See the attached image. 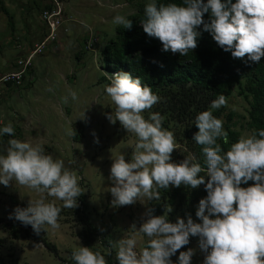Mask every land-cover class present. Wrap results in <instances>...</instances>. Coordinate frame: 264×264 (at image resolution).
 Wrapping results in <instances>:
<instances>
[{
    "label": "clouds",
    "instance_id": "obj_1",
    "mask_svg": "<svg viewBox=\"0 0 264 264\" xmlns=\"http://www.w3.org/2000/svg\"><path fill=\"white\" fill-rule=\"evenodd\" d=\"M209 20H204V15ZM113 22L132 27V21L117 15ZM143 31L157 38L164 51L186 56L197 47V29L203 25L215 42L233 58H244L260 62L264 57V0H183L182 4L168 3L157 6L155 2L145 5L144 17L140 21ZM109 75V74H108ZM110 84L106 93L115 104V116L107 119L115 124L118 120L127 132L138 138L130 162L124 154L113 158L109 191L113 207L133 205L141 197L159 200L157 188L167 189L170 185L190 188L205 185L206 197L199 201L194 222L191 215L177 217L170 222L167 214L153 215L146 212V219L139 229L132 228L147 237L146 246L137 251L135 237L122 238L116 248L118 264H173L171 257L190 242V236L198 237L200 250L205 254L203 264H264V129H254L241 135L224 152L217 143L227 132L223 121L211 110L197 114L198 128L193 140L203 146L206 175L201 164L193 162L189 154L179 163L172 161L175 146L174 133L162 127L163 117L151 113L148 119L142 115L159 101L152 89L133 78L128 72L119 71L109 75ZM73 100L76 93H70ZM67 98H65V102ZM226 104V98L219 95L211 102L210 109ZM14 136L9 123L0 128V136ZM15 181L40 193L63 202L64 208L77 206L82 194L77 176L65 166L63 160L45 154L40 144L10 139L6 149L0 148V184L9 186ZM253 183L248 187L242 184ZM168 213L171 207L165 206ZM61 208L46 203L44 198L31 200L26 208L16 207L9 215L25 226L30 225L39 235L45 225L58 227ZM194 250L180 251L177 264H191ZM76 264H107L99 251L80 246L73 251Z\"/></svg>",
    "mask_w": 264,
    "mask_h": 264
},
{
    "label": "rangeland",
    "instance_id": "obj_2",
    "mask_svg": "<svg viewBox=\"0 0 264 264\" xmlns=\"http://www.w3.org/2000/svg\"><path fill=\"white\" fill-rule=\"evenodd\" d=\"M34 1L6 0L5 5L11 9V18L0 8V55L4 53L10 58L11 49L17 46V43H23L19 30L40 32V10L35 7ZM62 1L65 7L64 15L68 21V31L64 33L71 36L72 41L63 43V49L58 51V54L51 51L57 45L53 43L46 48L45 55L35 57V81L33 84L28 83L30 88L34 87L30 92L31 102L36 106L38 117L41 115V102L52 95V114L48 111L47 116H44L46 121H43L45 127H51L53 132L52 142L47 144V153L54 159H66L74 165L78 156V170L73 169L72 172L77 176L82 190L80 196L84 198L85 215L97 228L95 243L91 249L94 252L99 251L106 262L110 257L112 264H118L116 248L113 247L118 240L135 237L137 251L146 246L147 237L132 228V225L135 224L139 229L146 219V212L151 210L153 201L151 203L147 197H141L140 201L133 205L113 207L111 204L113 197L109 189L114 185L109 177L113 158L122 153L126 162H130L138 138L134 133L127 132L118 120L113 124L107 119L108 114L113 113L115 116L116 106L105 90L106 85L110 84L111 74L102 69L101 51L105 47L107 36L111 37L118 26L113 22L114 17L121 15L127 18L137 11L138 4L151 0ZM72 8H77L81 15L75 13ZM14 22L16 32H12L10 27ZM77 22H81V28ZM78 37L79 39H76ZM84 38H88L86 44ZM71 92L76 93L75 100L72 99ZM38 94L47 95L42 96L40 104L35 101ZM246 105V102L237 96L226 105L225 110V116L235 112L232 126L242 135L251 133L246 125ZM145 114L146 111L142 115L147 119ZM225 116L224 121L227 120ZM75 135L77 141L74 140ZM177 147L171 154L172 161L175 159ZM14 190L24 202L44 198L46 203L51 202L61 208L58 227L45 225L44 230L40 232L55 244L57 253H52L31 239L14 240L8 227L13 221L8 218L10 214L0 215V264H76L72 258L73 251L80 246H86L79 237L84 228L78 221V205L73 209L64 208L59 199L49 196L46 192L36 193V190L25 186L14 185ZM20 206L27 207L24 204L18 207ZM152 214L159 216L154 212ZM108 237L113 239L110 248L102 246V242ZM189 248L194 250L191 264H203L205 254L199 248L198 238L192 241Z\"/></svg>",
    "mask_w": 264,
    "mask_h": 264
},
{
    "label": "trees",
    "instance_id": "obj_3",
    "mask_svg": "<svg viewBox=\"0 0 264 264\" xmlns=\"http://www.w3.org/2000/svg\"><path fill=\"white\" fill-rule=\"evenodd\" d=\"M38 1L40 0L34 2L35 7L40 10V15L45 10H52L50 3L44 4L43 1ZM151 2H155L157 6L168 3L179 5L183 0H151ZM204 2L206 3L207 0ZM235 2L236 0H232V3ZM147 3L150 2L138 4L137 11L126 18L132 21L130 29L118 25L114 34L111 37L107 36L105 47L101 51V66L110 74L119 71L128 72L133 78L139 77L143 85L152 89V92L159 97V101L151 109L146 110V118L148 119L151 113H159L163 117L162 127L174 133L175 144L178 146L173 162L179 163L189 154L194 155L193 162L200 163L205 169L198 175L204 176L206 183L208 177L202 152L203 146L193 140L194 134L198 132L195 118L198 113L211 110L215 117L223 121V128L227 132V143L224 138H218L217 143L224 152L242 135L232 126L235 112L232 111L225 116L226 105L237 96L247 104V128L251 132L254 129H264V57L258 63L248 60L247 56L242 59L233 58L231 52L224 51L215 42L211 33L203 29V25L197 29L200 32L197 37V47L193 51L189 50L186 56L174 54L170 50L164 51L162 43L157 38L149 37L140 24ZM0 8L11 18L2 0H0ZM209 15H204L205 21L209 20ZM219 95L225 96L226 104L210 109L211 102ZM224 116L227 118L226 121ZM74 140L77 141V135L74 136ZM252 183L249 181L241 187H248ZM156 190L160 194V199L151 200L152 212L158 215L167 214L169 221L173 223L176 222L177 217L186 220L189 215L194 222H200L196 217V210L199 201L207 195L204 184L195 189L181 184L180 187L170 185L167 189ZM83 201L82 196L77 198L79 208L76 207V213L79 214L78 221L84 228L79 233V237L87 247L91 248L95 243L97 228L89 221L85 210L80 208L79 202L83 205ZM166 205L171 207L168 213H165ZM8 227L14 240L31 239L42 244L52 253H57L55 244L43 234L37 235L30 225L25 226L14 219ZM197 238L190 236L189 244L171 257L173 264H177L179 252L187 251L192 241ZM112 244L111 237L105 238L102 242V246L109 248ZM107 264H112L110 257L107 258Z\"/></svg>",
    "mask_w": 264,
    "mask_h": 264
},
{
    "label": "crops",
    "instance_id": "obj_4",
    "mask_svg": "<svg viewBox=\"0 0 264 264\" xmlns=\"http://www.w3.org/2000/svg\"><path fill=\"white\" fill-rule=\"evenodd\" d=\"M2 1H4L5 3L6 0H2ZM42 1L44 2V4L45 2L50 3V1L48 0H42ZM72 10L75 13L81 15V12L77 10V8H72ZM9 12L11 14V9L9 10ZM40 20H41V15H40ZM14 24L15 22L12 24L14 28L12 27V25L10 26L12 32H16L15 31L16 26ZM77 24L80 25L78 26L79 28L82 27L81 22H77ZM19 32L21 37L23 38V43H17V46H14V48L11 49L12 56L10 58L5 56L4 53L0 55V73L10 72L16 69L17 61L19 59H25L35 48V46L40 44L46 38V36L49 33V30L48 27L44 25V23L41 20L40 32H33V31L25 32V29H22L21 31L19 30L18 33ZM76 39H79V37ZM68 41L69 42L72 41L71 36L62 32L60 34V39L56 43L57 45H55V47L51 50L53 51L52 53L58 54L59 53L58 51H61L63 49V43ZM83 41L86 43L87 39L84 38ZM13 54L16 55L14 56ZM78 54L79 53H77V56ZM43 55L45 54H42L41 56ZM33 66L24 77L21 86H6L1 89L2 94L0 97V108H2V110H0V128H3L4 126L10 123L14 128L15 135L9 136L5 134L0 136V148L6 149L7 142L10 139H18L33 144H40L44 148L45 154H50L47 153L48 152L47 144L52 142L51 140L53 137L52 135L53 132L51 127H45L44 122L46 121V118L44 116H47L48 111L49 114H52V110H53L52 107L54 106V104H53L52 95H49L46 101H43L42 103L41 102L42 96H47V95L38 94L35 97V101L39 103L40 100L41 102V105L39 106L41 115L38 117L36 116V112H37L36 106L32 105L31 102L32 97L30 94L31 90L34 87L30 88L29 85V84H33L35 81V73ZM65 80H67V78H65ZM24 87L25 90H23ZM19 106H22V108H20ZM77 160H79L78 156L76 157V163L78 164ZM64 162L66 167L69 166L71 171H73V169H77L76 163L74 165L71 162H69V160L66 159L64 160ZM82 167H81V171H82ZM14 185H18V184L15 181L10 183L9 186H4L3 184H0V215L7 216L8 214H12L14 212L16 206L18 207L19 205L22 204L28 206L29 204L28 202L22 201L20 195L18 193L17 194L15 193ZM36 193H40V192L36 191ZM11 220H14V218H12Z\"/></svg>",
    "mask_w": 264,
    "mask_h": 264
},
{
    "label": "built area",
    "instance_id": "obj_5",
    "mask_svg": "<svg viewBox=\"0 0 264 264\" xmlns=\"http://www.w3.org/2000/svg\"><path fill=\"white\" fill-rule=\"evenodd\" d=\"M52 10H45L41 15L42 22L48 27L49 33L46 38L31 51L25 59H19L17 67L13 71L0 73V97L1 89L6 86H21L26 74L33 65V60L37 55L44 54L46 48L53 43H57L60 34L67 32L66 23L68 22L64 15V2L62 0H49ZM83 209V205L79 202Z\"/></svg>",
    "mask_w": 264,
    "mask_h": 264
}]
</instances>
